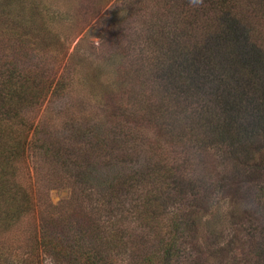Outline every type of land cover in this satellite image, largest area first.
Masks as SVG:
<instances>
[{
	"label": "trees",
	"instance_id": "16d2710c",
	"mask_svg": "<svg viewBox=\"0 0 264 264\" xmlns=\"http://www.w3.org/2000/svg\"><path fill=\"white\" fill-rule=\"evenodd\" d=\"M15 18L0 15V27L12 29L17 39L26 41V31L13 25L20 24ZM152 28V57L141 58L142 49L136 54L144 72L136 82L138 90L125 95L126 103L117 93L97 95L104 106L99 122L72 121L70 134L62 131V136L34 124L27 111L48 96L62 94L69 86L68 74L57 75L55 69L43 75L36 63L24 65L0 44V242L38 206L20 179V163L30 153L43 160L50 178L66 176L77 184L95 214L79 205L63 225L42 224L35 230L34 244L51 264L120 263L121 253L130 246L126 234H132L127 220L155 243L133 264L184 260L186 205L179 204L167 215L162 212L169 199L182 198L184 188L175 173L178 165L156 135H139L135 130L155 118L171 148L181 152L188 151L190 144L203 149L225 142L235 158L264 173V0L199 4L169 0L159 9ZM130 76L136 81L139 74L133 71ZM85 137L99 154L107 152L116 161H96L86 150L65 143ZM137 140L145 152L140 164L132 167L131 155L122 150L116 154L114 149L127 142L135 145ZM256 141L259 144L254 146ZM96 180V186L87 185ZM257 193L253 195L257 210L264 215V185ZM103 202L107 206L97 212Z\"/></svg>",
	"mask_w": 264,
	"mask_h": 264
},
{
	"label": "rangeland",
	"instance_id": "374dc122",
	"mask_svg": "<svg viewBox=\"0 0 264 264\" xmlns=\"http://www.w3.org/2000/svg\"><path fill=\"white\" fill-rule=\"evenodd\" d=\"M167 1L0 0V15L17 17L20 24L13 25L25 30L28 37L20 41L12 29L0 27V44L7 45V55L20 59L24 65L36 63L43 75L56 69L57 75L65 72L70 77L68 88L29 109L28 119L62 136V131L70 134L72 121L76 124L99 122L104 106L97 95L105 91L117 93L126 103L125 95L138 90L136 82H140V75L144 73L136 54L142 49L141 58L152 57L154 47L150 31L159 9ZM15 41H19L20 46ZM133 71L139 74L136 81L130 76ZM149 126L135 130L139 135H156L160 143L171 149L169 158L178 165L175 173L184 188L181 187L182 198L169 199L162 210L167 215L179 204L186 205L183 228L186 236L181 246L185 257L178 264H264V215L257 210L253 197L264 185V173L235 158L225 142L203 149L190 144L188 151L180 152L165 142L164 133L158 128L159 119L155 118ZM86 138L65 143L82 152L86 150L87 156L96 161H116L107 152L99 154V148ZM137 141L135 145L127 142L114 149L116 154L121 150L129 153L132 167L140 164L145 152V146ZM255 143L254 146L259 144ZM108 146H113V142ZM253 155L257 153L253 151ZM20 169V179L38 201V206L13 233L2 238L0 264H51L34 244L35 230L38 231L42 224L54 226L60 221L63 225L68 213L77 211L79 205L90 211L88 200L70 178L58 175L50 178L43 160L36 155L27 154ZM97 184V180L87 183ZM106 203L103 202L97 212L102 211ZM127 221L132 234L125 233L128 237L125 242L130 246L125 254L121 253V261L116 264H133L155 246L149 234L136 229L132 220Z\"/></svg>",
	"mask_w": 264,
	"mask_h": 264
},
{
	"label": "clouds",
	"instance_id": "9594fccd",
	"mask_svg": "<svg viewBox=\"0 0 264 264\" xmlns=\"http://www.w3.org/2000/svg\"><path fill=\"white\" fill-rule=\"evenodd\" d=\"M193 3L199 4L202 2V0H192Z\"/></svg>",
	"mask_w": 264,
	"mask_h": 264
}]
</instances>
